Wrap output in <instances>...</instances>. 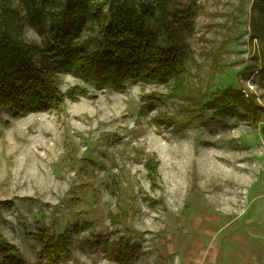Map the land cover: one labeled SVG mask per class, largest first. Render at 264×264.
Instances as JSON below:
<instances>
[{
	"label": "rangeland",
	"instance_id": "obj_1",
	"mask_svg": "<svg viewBox=\"0 0 264 264\" xmlns=\"http://www.w3.org/2000/svg\"><path fill=\"white\" fill-rule=\"evenodd\" d=\"M31 1L41 12L44 0ZM172 1L173 16L191 15L172 19L186 67L177 92L240 90L264 107L260 0ZM30 15L26 0H0L8 33L43 48L48 15L43 31ZM149 26L169 48L164 27ZM82 35L94 38L90 52L100 48L94 22ZM56 75L76 100L20 117L0 111V264L6 254L47 264L39 237L66 231L69 253L57 264H264V111L257 126L206 111L181 132L167 118L185 119L194 100L172 97V80L136 78L120 93Z\"/></svg>",
	"mask_w": 264,
	"mask_h": 264
},
{
	"label": "trees",
	"instance_id": "obj_2",
	"mask_svg": "<svg viewBox=\"0 0 264 264\" xmlns=\"http://www.w3.org/2000/svg\"><path fill=\"white\" fill-rule=\"evenodd\" d=\"M27 1L30 18L37 20L42 31L48 15L47 38L43 48L27 45L8 33L6 19L0 24V111L11 110L20 117L27 111L58 108L65 97L76 100L77 89L65 96L58 89L56 72H66L97 90L111 89L120 93L136 78L149 84L174 81L172 97L194 100L185 119L172 121L167 118L181 132L200 120L206 111H212L215 117H233L257 126L264 107L253 96L246 99L240 90H217L213 94L208 91L200 99L192 100L177 92H184L186 67L179 45L182 27L173 22H186L191 15L186 19L173 16L172 0H44L41 12L34 9L33 1ZM257 4L264 13V0ZM88 22L97 25L102 42L95 52L87 49L94 38L82 35ZM150 23H160L164 27L171 41L169 48L160 43ZM258 27L254 26V30ZM257 36L260 32L256 30L253 37ZM35 55H40L39 63L34 61ZM80 93L88 96L85 90ZM70 238L68 231L57 238L42 233L38 239V258L45 259L47 264H57L68 255ZM1 249L6 254L11 248L3 244ZM4 259L6 264H29L11 254H6Z\"/></svg>",
	"mask_w": 264,
	"mask_h": 264
},
{
	"label": "built area",
	"instance_id": "obj_3",
	"mask_svg": "<svg viewBox=\"0 0 264 264\" xmlns=\"http://www.w3.org/2000/svg\"><path fill=\"white\" fill-rule=\"evenodd\" d=\"M244 93H245V95H246L247 98H250L249 93H248L247 90H244Z\"/></svg>",
	"mask_w": 264,
	"mask_h": 264
},
{
	"label": "bare ground",
	"instance_id": "obj_4",
	"mask_svg": "<svg viewBox=\"0 0 264 264\" xmlns=\"http://www.w3.org/2000/svg\"><path fill=\"white\" fill-rule=\"evenodd\" d=\"M242 184H244L241 180H238V185L241 186Z\"/></svg>",
	"mask_w": 264,
	"mask_h": 264
}]
</instances>
